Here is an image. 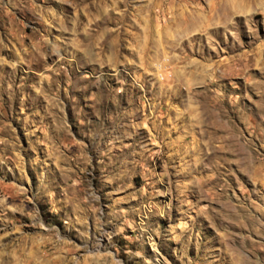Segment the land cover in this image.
Segmentation results:
<instances>
[{"label": "rangeland", "instance_id": "obj_1", "mask_svg": "<svg viewBox=\"0 0 264 264\" xmlns=\"http://www.w3.org/2000/svg\"><path fill=\"white\" fill-rule=\"evenodd\" d=\"M0 264H264V0H0Z\"/></svg>", "mask_w": 264, "mask_h": 264}]
</instances>
